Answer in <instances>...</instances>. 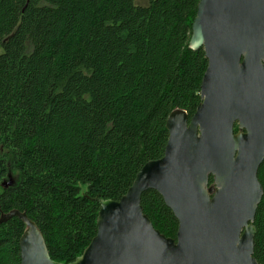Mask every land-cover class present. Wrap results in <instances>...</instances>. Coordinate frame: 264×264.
<instances>
[{"label": "trees", "instance_id": "trees-1", "mask_svg": "<svg viewBox=\"0 0 264 264\" xmlns=\"http://www.w3.org/2000/svg\"><path fill=\"white\" fill-rule=\"evenodd\" d=\"M200 1L0 0V214L26 212L54 261L90 244L96 198L120 200L164 156L171 112L197 111L208 67L204 49H190ZM258 178L264 189V162ZM141 204L176 240L163 197L149 190ZM254 226L264 264V195ZM25 227L0 225V264H21Z\"/></svg>", "mask_w": 264, "mask_h": 264}, {"label": "water", "instance_id": "water-1", "mask_svg": "<svg viewBox=\"0 0 264 264\" xmlns=\"http://www.w3.org/2000/svg\"><path fill=\"white\" fill-rule=\"evenodd\" d=\"M201 48L208 67L197 111L191 120L185 110L171 112L164 156L146 163L120 200L95 199L97 233L68 264H260L254 222L264 195V0H201L190 49ZM236 122L244 132L234 134ZM149 190L176 216V240L145 215ZM14 217L26 226L21 264H65L51 258L26 212L2 213L0 225Z\"/></svg>", "mask_w": 264, "mask_h": 264}, {"label": "rangeland", "instance_id": "rangeland-1", "mask_svg": "<svg viewBox=\"0 0 264 264\" xmlns=\"http://www.w3.org/2000/svg\"><path fill=\"white\" fill-rule=\"evenodd\" d=\"M148 3H149V0H137V4H138V5H143V6H145V5H147ZM16 178H17V177H16L15 175H12V174H11V175L6 179L5 182H9V183L14 184Z\"/></svg>", "mask_w": 264, "mask_h": 264}, {"label": "flooded vegetation", "instance_id": "flooded-vegetation-1", "mask_svg": "<svg viewBox=\"0 0 264 264\" xmlns=\"http://www.w3.org/2000/svg\"><path fill=\"white\" fill-rule=\"evenodd\" d=\"M245 130H241L240 127H239V122H236L235 125H234V134H238V133H241V132H244ZM212 178V177H211ZM213 179V178H212ZM211 184V183H210Z\"/></svg>", "mask_w": 264, "mask_h": 264}]
</instances>
